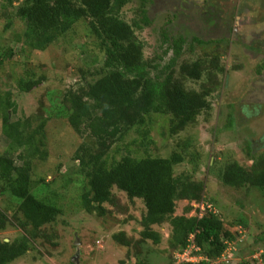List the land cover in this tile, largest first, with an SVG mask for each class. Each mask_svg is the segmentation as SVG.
I'll use <instances>...</instances> for the list:
<instances>
[{
  "label": "trees",
  "instance_id": "1",
  "mask_svg": "<svg viewBox=\"0 0 264 264\" xmlns=\"http://www.w3.org/2000/svg\"><path fill=\"white\" fill-rule=\"evenodd\" d=\"M148 1L142 0L137 16L128 20L124 8L132 0H2L4 10L13 8L3 13L5 28L14 20L21 25L13 32L14 45L0 52V68L6 67L7 62L14 66L19 56L46 51L81 26L88 39L83 46L96 55L94 63L89 67L79 65L77 81L66 84L59 92L53 91L58 97L56 104L51 101L50 106L84 139L74 155L78 161L75 171L87 186L80 204L86 212H97L100 217L107 213V205L127 212L137 199L143 202L140 236H129L125 231L113 235L117 244L127 249V259L121 264H150L141 259L132 263L131 255L141 256L149 239L161 243L163 235L157 227L165 224L171 227L165 250L169 264L176 263V252L193 242L197 246L195 253L203 259L179 264H211L210 261L221 259L232 243L241 248L240 252L243 250L241 233L227 225L213 199L209 201L211 207L198 208L199 214L187 215L193 202H205V183L187 173L177 174L175 168L186 160L197 168L199 150L189 151L197 139L187 137L164 157L151 152L157 147L151 133L161 116L168 121L169 136L176 138L195 126L203 112L212 109V98L226 88L230 69L224 56L233 35L237 39L238 33L230 27L227 36L210 40L185 33L176 36L169 21L161 33L163 55L147 57L140 32L152 23L145 6ZM208 13L213 14L210 10ZM91 42L98 47L91 48ZM194 43L202 45L200 55L195 52ZM262 43L254 41L249 47L260 53ZM184 54L192 55L184 59ZM35 70L31 68V72L26 71L30 73L17 79L18 97L31 93L46 80L44 74L38 76ZM256 72L264 73V58ZM187 81L199 83V88L188 86ZM11 94L6 93L0 100L2 133L9 141L0 153V196L13 201L0 207V230L13 226L23 233L13 240L0 239V264H11L22 257L39 238L55 245L46 226L53 227L62 213L50 200L33 193L35 161L49 156L44 129L48 121L45 114L51 109L41 100L35 118L12 120L17 104L10 99ZM35 119L37 125L33 124ZM246 148L249 162L234 159L226 165L220 180L239 190H264V149L254 150L250 144ZM115 189L124 192L129 202L123 203ZM181 200L189 204L184 214L175 215ZM244 222L238 218L232 224ZM258 249H249V254ZM261 256L264 264V252ZM241 264L250 262L243 259Z\"/></svg>",
  "mask_w": 264,
  "mask_h": 264
},
{
  "label": "rangeland",
  "instance_id": "2",
  "mask_svg": "<svg viewBox=\"0 0 264 264\" xmlns=\"http://www.w3.org/2000/svg\"><path fill=\"white\" fill-rule=\"evenodd\" d=\"M141 3L142 0H132L124 8L128 20L137 16V8ZM2 5L0 0V52L14 45L13 32L21 25L14 20L12 25L5 28L7 22L3 13L13 8L4 10ZM145 6L152 21L140 32L146 42L147 57L163 55L161 33L169 21L175 30L172 34L176 36L185 33L210 40L227 36L230 27L238 33L237 39L233 35L228 53L224 56L226 67L230 69L226 73V88L212 98V109L203 112L195 126L189 127L176 138L168 134V121L158 116L151 133L157 149L153 147L151 152L166 157L176 148L178 142L187 137L197 139L195 146L189 149L191 152L199 150L200 161L197 168L186 160L176 166L175 172L202 179L206 190L204 201L209 203L213 199L212 201L218 203V209L225 217L227 225L233 231L241 233L240 243L243 250L240 252L241 248L232 243L227 251V262L241 264L245 259L250 264H263L261 253L264 252V190L228 187L220 180V176L226 165L234 159L243 163L249 162L247 144L254 150L264 149V73L259 75L256 72L257 65L264 58V0H150ZM209 10L215 15L208 13ZM202 13V17L198 18ZM12 16L14 19L13 14ZM87 40L81 26L75 27L46 51L32 53L30 57L19 56V61L14 62V66L7 62L6 67L0 68V100L5 98L6 93L12 92L10 99L17 104L16 113H11L12 120L32 116L35 118L41 100L50 110L52 102L56 104L58 97L53 91L59 92L58 89H64L66 84L77 81L79 74L76 68L79 65H93L96 55L83 46ZM254 41L263 42L260 53L249 47ZM91 43V48L98 47L96 43ZM194 45L195 52L200 55L203 52L202 45ZM191 55L184 54L183 58H190ZM169 57L170 55L165 58L166 61ZM31 68L36 69L38 76L44 74L46 80L31 93H22L18 97L17 79L30 73ZM186 83L190 87L199 88V83ZM55 110L53 108L45 114L48 121L44 135L47 138L49 156L44 161H35L32 175L33 193L50 200L62 210L53 227L46 226L49 234L53 235L52 241L55 245L43 238L34 240L31 250L11 264H121L122 260L127 259V249L117 244L113 235L125 231L129 236L138 238L142 230L139 221L145 211L144 204L137 199L127 212L107 205V213L100 217L95 214L97 212L88 213L83 209L80 197L87 186L86 180L75 171L78 161L74 160V155L84 139L64 118L58 117ZM33 124L37 125L38 120H33ZM134 136L136 135L132 133L131 137ZM8 143L2 133L0 121V153L7 148ZM115 192L121 196L123 203L129 202L124 192L118 189ZM11 200L10 197L3 199L0 196V207L11 204ZM201 203L193 202V209L187 215L199 214L197 210ZM188 204L187 200L178 201L175 215L184 214ZM238 218H243L245 222L232 224ZM157 229L163 235L161 243L147 240L141 256L134 253L131 255L132 263L141 259L150 264H169L165 250L168 247L171 227L165 224ZM22 233L20 228L9 226L6 230H0V239L13 240ZM255 247L259 249L249 254V249ZM210 262L224 264L226 260L221 258ZM175 264H178V260Z\"/></svg>",
  "mask_w": 264,
  "mask_h": 264
},
{
  "label": "built area",
  "instance_id": "3",
  "mask_svg": "<svg viewBox=\"0 0 264 264\" xmlns=\"http://www.w3.org/2000/svg\"><path fill=\"white\" fill-rule=\"evenodd\" d=\"M205 207H208V208L211 207L210 203L203 202L200 205L201 209H204ZM195 251H197V246L193 242L192 244H189L184 250L176 252V260H178V264L181 262H189V261L196 262V261L203 259V257L197 255ZM227 254L228 252H225L222 255V258H225V260H227Z\"/></svg>",
  "mask_w": 264,
  "mask_h": 264
}]
</instances>
